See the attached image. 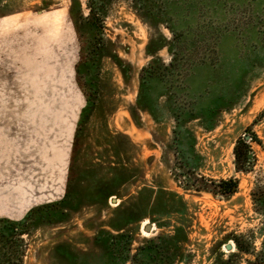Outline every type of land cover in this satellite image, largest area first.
I'll use <instances>...</instances> for the list:
<instances>
[{"label":"rangeland","instance_id":"1","mask_svg":"<svg viewBox=\"0 0 264 264\" xmlns=\"http://www.w3.org/2000/svg\"><path fill=\"white\" fill-rule=\"evenodd\" d=\"M79 1L82 19L77 0H0V264H72L52 247L90 236L81 219L60 229L38 212L12 226L62 183L65 192L71 161L83 195L112 177L129 181L120 194L147 184L183 195L195 217L191 264L227 258L216 243L230 233L252 251L230 241L235 264L264 260V211L252 198L264 189V0H104L102 17ZM167 4L173 31L150 24ZM161 35L172 52L160 49L144 72ZM240 137L252 147L247 172L236 170ZM228 178L237 191L213 194ZM148 222L141 236L158 232L142 231Z\"/></svg>","mask_w":264,"mask_h":264},{"label":"trees","instance_id":"2","mask_svg":"<svg viewBox=\"0 0 264 264\" xmlns=\"http://www.w3.org/2000/svg\"><path fill=\"white\" fill-rule=\"evenodd\" d=\"M77 2L80 18L82 19L84 18V13L80 1L77 0ZM104 3V0H86V8L89 10V15L102 17ZM153 10L150 24L155 27L165 24L173 31L168 22L170 5H165L163 9ZM135 12L140 16L137 8H135ZM166 42L167 40L163 35H161L160 43L156 45H154L152 38L149 40L147 51L152 55V59L148 66L143 69L144 72L148 71V68L153 67L152 63L154 60L160 59L156 55L160 49L168 47L169 52H172V47ZM167 65L173 67L174 60H171ZM144 81L145 78L143 77L141 79V89ZM254 138L255 141H258L256 136L252 139ZM251 154L252 147L249 140L245 137L238 138L234 146L237 171L247 172L250 170L252 166ZM102 164L100 162L98 166L100 167ZM110 164L111 170L117 169L118 166H125L120 161H112ZM73 170L74 167L71 161L65 194L60 200L31 208L22 219L12 220V226H19L22 220L30 216L32 218L38 212L41 215L46 212L49 222L54 227H60V229L73 222L75 218L81 219L82 227L84 230L91 232L90 236L82 241L70 237L54 243L52 247L53 253H51V257L62 259L72 264L192 263L194 253L191 248V236L194 231L193 222L195 217L189 211L188 203L183 195L160 185L155 187L147 184H143L136 194H120L115 191V185L120 188L127 185L129 181L125 179L117 181L118 179L115 177L104 179L96 184V191L94 193L83 195L75 189ZM214 184L216 189L212 191L213 194L229 197L237 191L239 181L236 178H228L214 181ZM186 186L184 185L186 190L191 189ZM112 196L120 199V202L115 204V206H111L110 204ZM252 198L254 202L263 207L264 211V189L253 191ZM171 202L179 207L171 210ZM160 203L165 204L162 211H158ZM85 209L93 210V215L88 219L83 218L82 211ZM146 219L156 226L158 232L153 235L141 236V225ZM173 221L174 223H172ZM229 241L234 242L235 247L240 253H252L249 241H246L243 235L227 234L216 245L222 246ZM222 254L212 264L236 263L235 257L237 253L229 251L227 258H223ZM247 264H264V260L248 259Z\"/></svg>","mask_w":264,"mask_h":264},{"label":"water","instance_id":"3","mask_svg":"<svg viewBox=\"0 0 264 264\" xmlns=\"http://www.w3.org/2000/svg\"><path fill=\"white\" fill-rule=\"evenodd\" d=\"M113 200H115V202H117L115 198H114ZM153 229H154V226H153V224H151L150 222L146 223V224L142 227V231L144 230V231L147 232V233L152 232ZM224 247H225V249H226L227 251H231V250H233V247H234V246H233V243H231V242L229 241L228 243H226V244L224 245Z\"/></svg>","mask_w":264,"mask_h":264},{"label":"crops","instance_id":"4","mask_svg":"<svg viewBox=\"0 0 264 264\" xmlns=\"http://www.w3.org/2000/svg\"><path fill=\"white\" fill-rule=\"evenodd\" d=\"M1 129V128H0ZM68 171H69V168H68ZM67 178H68V174H67ZM66 178V179H67ZM66 183H67V180H66ZM62 185H63V187H61V192H62V194H61V196H58L57 198L55 197V196H51V197H55V198H51V199H48V200H46V202H41V203H39V204H37V205H34V206H31V207H29L26 211H25V213L27 214V212L31 209V208H33V207H35V206H38V205H42V204H45V203H49V202H53V201H57V200H60L63 196H64V194H65V192H64V183H62ZM66 189V188H65ZM24 213V214H25ZM25 214V215H26ZM24 215V216H25ZM23 216V217H24ZM22 219V218H21ZM20 220V219H19Z\"/></svg>","mask_w":264,"mask_h":264},{"label":"built area","instance_id":"5","mask_svg":"<svg viewBox=\"0 0 264 264\" xmlns=\"http://www.w3.org/2000/svg\"><path fill=\"white\" fill-rule=\"evenodd\" d=\"M111 200H112V198H111ZM112 202H114L115 204H117V203H118V201H117V202H115V200H113Z\"/></svg>","mask_w":264,"mask_h":264}]
</instances>
